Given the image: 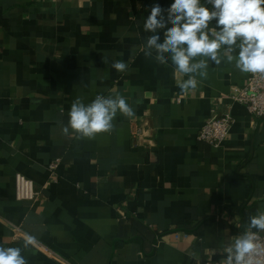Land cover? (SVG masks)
Instances as JSON below:
<instances>
[{
	"label": "crops",
	"instance_id": "obj_1",
	"mask_svg": "<svg viewBox=\"0 0 264 264\" xmlns=\"http://www.w3.org/2000/svg\"><path fill=\"white\" fill-rule=\"evenodd\" d=\"M172 2L0 0V246L22 248L28 264H226L264 211V116L232 99L253 74L222 52L183 92L186 76L143 53L150 6ZM98 94L123 96L134 115L118 112L91 139L64 134L73 100ZM226 115L235 123L221 146L199 140ZM17 173L36 200L17 201Z\"/></svg>",
	"mask_w": 264,
	"mask_h": 264
},
{
	"label": "clouds",
	"instance_id": "obj_2",
	"mask_svg": "<svg viewBox=\"0 0 264 264\" xmlns=\"http://www.w3.org/2000/svg\"><path fill=\"white\" fill-rule=\"evenodd\" d=\"M143 30L152 33L143 46L145 57L154 58L161 65L170 61L187 77L177 82L183 92L197 88V77L207 78L209 61L217 66L222 63V52L226 61L234 62L240 72L264 74V0H173L166 9L154 3ZM161 30L163 42L158 34ZM112 67L118 72L127 70L122 60L113 61ZM118 112L127 117L134 115L119 94L114 98L98 94L87 105L77 97L71 104L63 132L67 135L71 128L79 134L78 138H94L113 129ZM260 232H264V211L258 210L249 216L246 230L227 247L226 264H260L257 257L264 250L257 243ZM33 239L29 237L24 247ZM0 264L28 262L22 248L0 246Z\"/></svg>",
	"mask_w": 264,
	"mask_h": 264
},
{
	"label": "built area",
	"instance_id": "obj_3",
	"mask_svg": "<svg viewBox=\"0 0 264 264\" xmlns=\"http://www.w3.org/2000/svg\"><path fill=\"white\" fill-rule=\"evenodd\" d=\"M235 102H238L248 108V110L257 117L264 116V74H253L246 86L236 91V94L232 96ZM235 121L231 115L223 117H212L203 126L199 133V140L206 142L207 144L215 147H219L228 138L233 128ZM58 162H53L50 165V170L55 172L58 167ZM39 193L36 190L35 183L32 179L26 177L21 173L15 175V196L19 202H30L37 199ZM24 235V236H23ZM16 238H23L25 234L22 230H15ZM257 243L264 249V236L258 233ZM46 249V251L52 255L54 259L61 263H65L64 259L56 254L54 251L36 244ZM260 264H264V250L257 257Z\"/></svg>",
	"mask_w": 264,
	"mask_h": 264
}]
</instances>
